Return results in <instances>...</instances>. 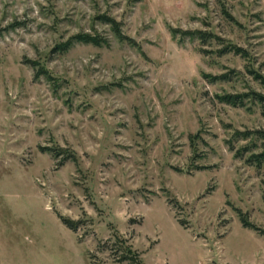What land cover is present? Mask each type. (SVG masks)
<instances>
[{"label":"rangeland","instance_id":"rangeland-1","mask_svg":"<svg viewBox=\"0 0 264 264\" xmlns=\"http://www.w3.org/2000/svg\"><path fill=\"white\" fill-rule=\"evenodd\" d=\"M260 95L264 0H0V264H264Z\"/></svg>","mask_w":264,"mask_h":264},{"label":"trees","instance_id":"trees-1","mask_svg":"<svg viewBox=\"0 0 264 264\" xmlns=\"http://www.w3.org/2000/svg\"><path fill=\"white\" fill-rule=\"evenodd\" d=\"M104 18H106L107 20H109L110 22H112L114 25H118V23L114 19H112L110 17H104ZM117 30H119V32H120V29H117ZM198 33L200 34L201 31H199ZM79 38L82 39L85 42H89V41L92 42V40L88 36L79 37ZM237 50H240V49H237ZM260 97L264 98L262 95H260ZM222 98L224 100H226L227 102H230V103H233V104H237V99L239 98V96L238 95L228 94V95L223 96ZM262 138H264V133H263ZM253 158H255L256 160H258L259 163H261L262 159L264 160V151L261 152V153H258V154H254L253 155ZM238 212L240 214V218H241V221H242V223H243L244 226L249 227V228H256V229H258L256 225H254L253 223H251L246 218L245 214H243L242 211L238 210ZM62 220H63L64 224L67 227H69L70 229H72L74 231L77 230V228H78V222H75V221H73L71 219H67V218H64V217L62 218ZM129 251H131V248L129 249ZM131 256H133L134 258H138V256L136 254L135 255L133 254ZM136 261H138V264H142L141 261H139V259L136 260Z\"/></svg>","mask_w":264,"mask_h":264}]
</instances>
